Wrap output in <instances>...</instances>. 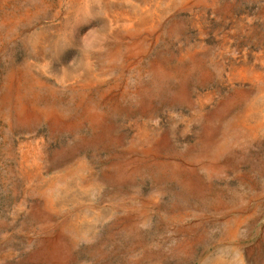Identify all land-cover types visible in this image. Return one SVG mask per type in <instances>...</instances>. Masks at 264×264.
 I'll list each match as a JSON object with an SVG mask.
<instances>
[{"label": "rangeland", "instance_id": "obj_1", "mask_svg": "<svg viewBox=\"0 0 264 264\" xmlns=\"http://www.w3.org/2000/svg\"><path fill=\"white\" fill-rule=\"evenodd\" d=\"M262 103L264 0H0V264H264Z\"/></svg>", "mask_w": 264, "mask_h": 264}, {"label": "bare ground", "instance_id": "obj_2", "mask_svg": "<svg viewBox=\"0 0 264 264\" xmlns=\"http://www.w3.org/2000/svg\"><path fill=\"white\" fill-rule=\"evenodd\" d=\"M231 74L233 75V68ZM259 107L264 110V103L254 108L250 107L248 113L242 114L238 119L239 131L250 138L258 136L259 132L264 129V115L262 110L260 112Z\"/></svg>", "mask_w": 264, "mask_h": 264}]
</instances>
